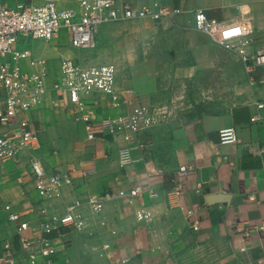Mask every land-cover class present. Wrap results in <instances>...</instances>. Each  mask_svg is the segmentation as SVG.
I'll return each instance as SVG.
<instances>
[{
  "label": "crops",
  "instance_id": "1",
  "mask_svg": "<svg viewBox=\"0 0 264 264\" xmlns=\"http://www.w3.org/2000/svg\"><path fill=\"white\" fill-rule=\"evenodd\" d=\"M28 1L0 0V5ZM121 1L138 4L141 0ZM162 2L179 11L155 24H138L141 40L137 45L142 64L149 66L142 69L141 84L135 85L133 68L127 71L125 86L119 85L116 76L118 90L133 91L128 106H148L158 115L156 123L139 132L128 134L121 128L111 135L101 131L97 122L89 138L85 124L72 115L66 96L58 97L49 89L41 103L24 116L38 134L40 147L34 152L46 170L70 172L73 183L63 186L61 197L42 198L25 151L1 162L0 256L8 243L16 264H32L26 253L35 247L19 242L16 225L8 219L10 213H19L29 225L24 234L37 238L42 234L41 210L58 215L74 198L138 186L140 194L104 200L99 212L83 206L85 227L67 229L51 262L39 258L35 264L264 262V106H257L264 102V65L249 70L238 54L195 28L193 22L194 11L203 9L208 18L221 21L229 31L236 27L249 30L252 42L247 50L254 52L264 48V0ZM58 5L74 7L76 0ZM242 6L248 11L242 12ZM122 23L99 25L94 48L112 38L107 33ZM14 47L29 52L19 60L24 70L38 69L29 64L30 59L44 61L49 88L60 78L62 58L108 64L86 60L84 49L90 47H72L65 30L50 41L21 36ZM7 59L0 57V61ZM88 98L98 117L117 116L130 109L114 106L103 93L93 92ZM225 127L234 128L235 141L220 138L218 130ZM127 145L138 147L133 150L137 160L122 167L119 151ZM181 165L191 166L192 171L183 176L185 189L177 196L174 180ZM151 190L157 195L149 196ZM140 206L151 212L142 221L135 218ZM242 225L263 228L253 229L243 239L238 232Z\"/></svg>",
  "mask_w": 264,
  "mask_h": 264
},
{
  "label": "built area",
  "instance_id": "2",
  "mask_svg": "<svg viewBox=\"0 0 264 264\" xmlns=\"http://www.w3.org/2000/svg\"><path fill=\"white\" fill-rule=\"evenodd\" d=\"M66 0H31L15 6L0 5V57L9 59L0 61V163L15 157L22 151L27 153L28 164L33 175L37 193L40 197H61L62 188L73 183L70 172H49L42 164L34 150L40 147L36 131L29 127L24 114L41 103L43 96L50 89L56 96H66L72 115L85 124L88 137L95 134L96 123L100 130L108 134H117L121 128L128 134L139 132L153 126L158 115L146 105L128 106L133 100V91L118 90L116 74L113 66L108 64H87L80 59L62 58L60 61V78L47 86V73L42 59H30L35 70H24L19 60L27 58V50L18 51L14 45L21 36L36 40L50 41L65 30L70 36L71 46L76 49L89 48L94 45V35L101 24L132 20L161 21L163 18L178 12L177 8H167L162 0H141L138 4L121 0H76L74 7H60L59 2ZM195 28L210 34L226 49L238 54L251 66L264 65V48L248 51L247 46L252 42L249 30H241L239 34L225 35L230 32L221 21L208 18L203 9L193 13ZM93 92L107 95L114 106L126 105L130 108L117 116L98 117L93 111V103L89 96ZM263 107L264 102H258ZM256 119V118H253ZM222 140L235 141L233 127L218 130ZM136 145H127L119 151V164L125 167L133 163L136 157L133 150ZM192 171L189 165H181L177 169L173 193L180 195L185 189L183 176ZM88 172L84 171L83 174ZM141 188L136 186L117 192L104 191L91 194L85 199L74 198L63 206L62 213L49 215L41 210V235L31 238L24 232L29 228L21 215L12 212L8 219L15 223L19 242L24 246L35 247L27 252V259L35 264L37 259L45 263L51 262L67 229L80 230L86 225V218L81 212L83 206H88L91 212L101 210L104 200L114 197H130L140 194ZM149 196H156L151 190ZM151 215L147 206L135 210L138 221L145 220ZM263 225H242L238 232L245 239L253 229H262ZM105 244L103 248H107ZM244 250V246L241 247ZM0 264H16L10 245L4 244ZM264 264V262L262 263Z\"/></svg>",
  "mask_w": 264,
  "mask_h": 264
},
{
  "label": "rangeland",
  "instance_id": "3",
  "mask_svg": "<svg viewBox=\"0 0 264 264\" xmlns=\"http://www.w3.org/2000/svg\"><path fill=\"white\" fill-rule=\"evenodd\" d=\"M156 22L148 19L124 21V23L112 29L111 33H107L112 38H107L106 41L103 40L99 48H94L96 43L94 39V45L89 49H84L87 51L86 60H90L92 63H108L113 66L117 81L122 86H125L128 81L127 71L133 68V73L137 76V78L135 77L137 82L134 83L135 85H137L136 83L141 84L142 69L143 67L147 69L149 66L142 64L141 48L137 45L141 40V25L138 24L150 25ZM182 88L184 90V87Z\"/></svg>",
  "mask_w": 264,
  "mask_h": 264
},
{
  "label": "clouds",
  "instance_id": "4",
  "mask_svg": "<svg viewBox=\"0 0 264 264\" xmlns=\"http://www.w3.org/2000/svg\"><path fill=\"white\" fill-rule=\"evenodd\" d=\"M241 11L242 12L248 11L247 6H242ZM240 31H241V28L240 27H236V28L232 29L230 32L225 33V35L227 36V35L239 34Z\"/></svg>",
  "mask_w": 264,
  "mask_h": 264
}]
</instances>
